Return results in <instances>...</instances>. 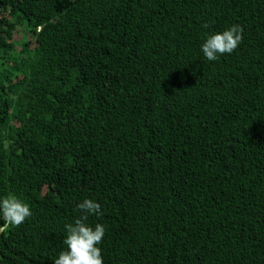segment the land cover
Here are the masks:
<instances>
[{
    "label": "trees",
    "instance_id": "16d2710c",
    "mask_svg": "<svg viewBox=\"0 0 264 264\" xmlns=\"http://www.w3.org/2000/svg\"><path fill=\"white\" fill-rule=\"evenodd\" d=\"M9 194L0 264H54L86 198L104 264H264V0H0Z\"/></svg>",
    "mask_w": 264,
    "mask_h": 264
},
{
    "label": "clouds",
    "instance_id": "9594fccd",
    "mask_svg": "<svg viewBox=\"0 0 264 264\" xmlns=\"http://www.w3.org/2000/svg\"><path fill=\"white\" fill-rule=\"evenodd\" d=\"M204 27H208L207 24ZM243 27H230L209 35L201 46L205 58L215 61L219 56L231 54L243 40ZM81 215L74 223L65 225L66 250L60 252L54 264H104L101 244L106 232L103 224L88 223L89 215H102L101 205L93 199H84L77 205ZM32 215L30 205L14 194L0 199V219L6 224L19 226Z\"/></svg>",
    "mask_w": 264,
    "mask_h": 264
},
{
    "label": "rangeland",
    "instance_id": "374dc122",
    "mask_svg": "<svg viewBox=\"0 0 264 264\" xmlns=\"http://www.w3.org/2000/svg\"><path fill=\"white\" fill-rule=\"evenodd\" d=\"M26 38L25 33L22 31V29H19L16 34H14V41H20L22 39Z\"/></svg>",
    "mask_w": 264,
    "mask_h": 264
}]
</instances>
